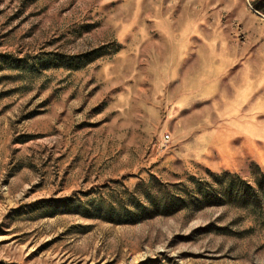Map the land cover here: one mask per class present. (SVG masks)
Returning <instances> with one entry per match:
<instances>
[{
	"label": "rangeland",
	"instance_id": "374dc122",
	"mask_svg": "<svg viewBox=\"0 0 264 264\" xmlns=\"http://www.w3.org/2000/svg\"><path fill=\"white\" fill-rule=\"evenodd\" d=\"M255 167L264 0H0V264H264V198L185 193Z\"/></svg>",
	"mask_w": 264,
	"mask_h": 264
},
{
	"label": "trees",
	"instance_id": "16d2710c",
	"mask_svg": "<svg viewBox=\"0 0 264 264\" xmlns=\"http://www.w3.org/2000/svg\"><path fill=\"white\" fill-rule=\"evenodd\" d=\"M253 184L251 186L235 174L222 172L220 174L207 173L205 180L190 178L191 190H185L189 196V203L200 207L221 205L224 202H239L244 206L261 205L264 198V174L255 167L251 173ZM185 197V196H184ZM170 196L168 193H158L157 197L149 192L144 193L145 205H141V217H150L159 214H170L175 210L183 209L186 198ZM149 206V207H148ZM150 209L149 212L146 210ZM146 211V212H145ZM148 213V214H146Z\"/></svg>",
	"mask_w": 264,
	"mask_h": 264
},
{
	"label": "built area",
	"instance_id": "2783aa9c",
	"mask_svg": "<svg viewBox=\"0 0 264 264\" xmlns=\"http://www.w3.org/2000/svg\"><path fill=\"white\" fill-rule=\"evenodd\" d=\"M167 140H168V136L167 135H164L163 142L165 143V142H167Z\"/></svg>",
	"mask_w": 264,
	"mask_h": 264
}]
</instances>
